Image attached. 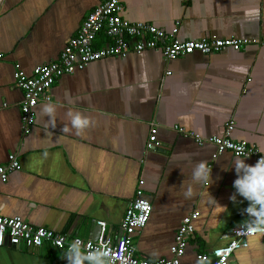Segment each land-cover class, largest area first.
I'll list each match as a JSON object with an SVG mask.
<instances>
[{
	"label": "crops",
	"instance_id": "crops-1",
	"mask_svg": "<svg viewBox=\"0 0 264 264\" xmlns=\"http://www.w3.org/2000/svg\"><path fill=\"white\" fill-rule=\"evenodd\" d=\"M103 0H0V165L14 154L20 168L0 182V216L33 227L93 240L96 223L114 240L139 180L152 206L145 227L133 236L136 256L169 259L182 219L198 212L179 264L226 245L232 227L246 220L247 203L230 197L239 157L197 145L177 129L207 139L224 135L254 145L264 155V0H123V17L170 32L179 22L180 41L235 39L240 51L166 60L158 51L110 57L60 77L50 100L34 108L35 123L23 136L21 90L14 72L30 75L58 59L85 16ZM252 12V15L249 13ZM107 42L103 34L94 48ZM45 103L56 113L41 116ZM68 111L92 120L80 135ZM69 130L63 132L62 128ZM160 146L148 151L151 127ZM188 154L190 159H185ZM245 159V158H239ZM207 161L211 181L192 180L193 165ZM248 165H255L245 159ZM189 190L191 195H188ZM220 205V206H218ZM228 264H264V236L246 239ZM61 251L0 247V264H70ZM83 264H93L84 260Z\"/></svg>",
	"mask_w": 264,
	"mask_h": 264
},
{
	"label": "built area",
	"instance_id": "built-area-1",
	"mask_svg": "<svg viewBox=\"0 0 264 264\" xmlns=\"http://www.w3.org/2000/svg\"><path fill=\"white\" fill-rule=\"evenodd\" d=\"M179 22H176L170 32L147 23H132L123 17V0H103L84 18L77 34L69 39L63 47L58 59L54 62L35 67L30 75L15 70L13 78L15 86L21 90L23 101L20 106V125L23 136H27L35 123L34 108L39 102L50 100L48 91L60 77L83 69L89 63L110 57L125 58L130 54H141L145 51H158L166 60H173L200 53L210 55L226 50L238 52L246 45V41L235 39H208L180 41L178 39ZM99 34H103L107 42L100 48H94L93 43ZM264 43V37L261 39ZM233 123L226 126L224 135L203 139L194 133L177 129L181 136L191 138L199 145L211 144L215 147L212 158L223 152H229L235 157L251 159L255 163L263 155L256 146L245 142H236L230 138ZM157 128L151 127L146 142L148 151L157 149L160 144L156 140ZM20 168L14 154H9L7 162L0 165V182L5 183L11 173ZM143 180H139L133 200L127 205L119 226L118 236L114 240L105 235L104 223H96L101 227L97 240H82L70 237L44 227H33L18 217L0 216V247H25L40 249L48 247L65 253L71 242L83 241L81 250L85 254L99 250H108L114 264H179L185 253L190 236L194 232L193 222L198 212L186 215L174 236L169 259L149 261L136 256L133 236L145 227L151 215L152 206L145 197ZM249 202L247 203V207ZM246 220L248 219L247 215ZM229 242L208 253L197 255L198 264H228L231 256L246 246V239L264 233H246L241 224L230 230ZM102 259H104L102 257Z\"/></svg>",
	"mask_w": 264,
	"mask_h": 264
},
{
	"label": "clouds",
	"instance_id": "clouds-1",
	"mask_svg": "<svg viewBox=\"0 0 264 264\" xmlns=\"http://www.w3.org/2000/svg\"><path fill=\"white\" fill-rule=\"evenodd\" d=\"M252 14V12L249 13V15ZM56 110L54 104L45 103L41 106L40 115L49 117V122H52ZM67 116L70 117L71 127L77 135H80L93 123L89 116L79 111H68ZM68 130L66 126L62 128L63 132ZM182 155L185 159H190L188 154ZM234 167L237 179L234 181L233 187L236 193L230 199L236 203L238 194L249 202V206L243 210V214H246L248 219L241 224L242 230L252 234L264 233V155L254 166L246 164L245 159L237 158ZM211 171L207 167V161L200 160L193 165L192 180L196 183H208L209 181L212 183ZM188 195H191L190 190ZM82 243L83 241L79 239L70 243L64 254V259L68 260L70 264H83L84 260L93 262V264H114L108 250L85 254L81 250Z\"/></svg>",
	"mask_w": 264,
	"mask_h": 264
},
{
	"label": "water",
	"instance_id": "water-1",
	"mask_svg": "<svg viewBox=\"0 0 264 264\" xmlns=\"http://www.w3.org/2000/svg\"><path fill=\"white\" fill-rule=\"evenodd\" d=\"M100 233H101V227L96 224V226L93 228V231H92L93 240H97L99 235H100Z\"/></svg>",
	"mask_w": 264,
	"mask_h": 264
}]
</instances>
